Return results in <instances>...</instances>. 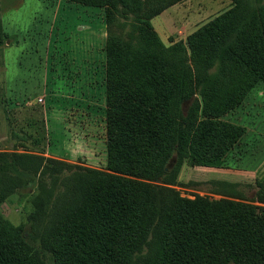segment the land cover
<instances>
[{
    "label": "trees",
    "instance_id": "trees-1",
    "mask_svg": "<svg viewBox=\"0 0 264 264\" xmlns=\"http://www.w3.org/2000/svg\"><path fill=\"white\" fill-rule=\"evenodd\" d=\"M64 1L105 9L108 171L84 169L92 184H79L69 210L56 211L50 245L43 243L54 264H264V207L190 200L170 187L185 163L220 165L242 137L243 128L220 118L264 81V6L243 24L252 0H233L231 12L187 44L166 46L151 20L180 0ZM118 7L123 17L134 15L130 24L119 21ZM119 26L130 28L124 39ZM14 156L0 154V264H45L1 206L17 178L38 173L45 161L73 165L35 154L18 156L19 163Z\"/></svg>",
    "mask_w": 264,
    "mask_h": 264
},
{
    "label": "rangeland",
    "instance_id": "rangeland-1",
    "mask_svg": "<svg viewBox=\"0 0 264 264\" xmlns=\"http://www.w3.org/2000/svg\"><path fill=\"white\" fill-rule=\"evenodd\" d=\"M60 1L0 0V154H15L19 163L24 159L18 156L35 154L73 165L69 169L45 161L38 173L17 178L16 192L1 206L3 217L25 231L27 245L45 264H54L43 243L50 245L53 234L49 229L59 216L55 213L69 210L73 203L70 191L73 196L79 184L87 181L83 170L108 171L105 9L71 3L74 11L64 5L59 11ZM259 3L264 6V0H252L250 10L243 12V24L259 9ZM233 8V0H180L151 24L166 46L187 44L191 34ZM118 9L120 12L114 13L121 23L134 20L133 14L126 18L123 8ZM246 29L241 25L238 31L244 33ZM129 30V26L118 27L123 39ZM41 65L49 85L40 104L44 114L51 117L49 125L45 131L36 130L33 142H15L19 132L14 110L15 74H39ZM203 88L197 93L199 100ZM220 120L243 128L242 137L220 165L185 163L178 185L170 187L190 200L198 197L264 207V81H258L241 105ZM25 161L31 165V160ZM91 184L87 181L84 187ZM66 192L67 196L63 194ZM33 212H38L35 220L30 217Z\"/></svg>",
    "mask_w": 264,
    "mask_h": 264
},
{
    "label": "crops",
    "instance_id": "crops-1",
    "mask_svg": "<svg viewBox=\"0 0 264 264\" xmlns=\"http://www.w3.org/2000/svg\"><path fill=\"white\" fill-rule=\"evenodd\" d=\"M19 3L21 4V1H19ZM63 5L68 11L75 10L71 3H67L64 0H61L59 3V11L62 10L61 7ZM94 9L93 11H95ZM45 73V68L43 65H41L39 74H34L33 71H31L29 74H15L14 110L15 121L19 125V132L15 134V142H33L35 139L34 135L36 133V130L40 129L45 131L49 125L48 121L51 117L44 114L45 108L42 104H40V101L46 94L49 85L48 74L46 75ZM105 106H107L106 90ZM40 122L41 125L39 124ZM32 136H34V139Z\"/></svg>",
    "mask_w": 264,
    "mask_h": 264
}]
</instances>
